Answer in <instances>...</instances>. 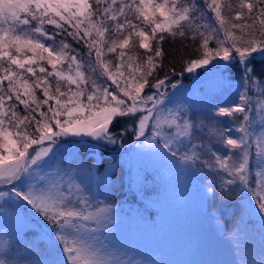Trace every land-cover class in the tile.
I'll use <instances>...</instances> for the list:
<instances>
[{
	"label": "snow or ice",
	"instance_id": "obj_1",
	"mask_svg": "<svg viewBox=\"0 0 264 264\" xmlns=\"http://www.w3.org/2000/svg\"><path fill=\"white\" fill-rule=\"evenodd\" d=\"M164 33L198 43L199 58L189 60L181 75L213 62L216 69L222 62L239 68L245 91L215 113L216 118L241 116L237 128L213 129L224 149L220 155L192 143L193 130L203 131V125L197 128L186 113L182 116V108L167 107L168 88L183 84L168 75L149 83L162 68ZM136 47L143 49V58L129 55ZM257 58L264 60V0L235 5L221 0H0V199L42 214L50 225L43 238L58 251L51 264H121L106 258L98 235L111 222V208L90 210L93 205L78 195L83 189L71 178L65 181L69 172L41 173L61 153L76 154L88 143L115 145L134 133L138 147L150 145L156 155L174 158L177 167L204 163L212 169V162L200 161L201 155H211L216 166L211 174L222 187H240L251 204L249 214L260 215L264 230V134L256 140L261 171L249 175L251 105L260 103L264 113V82L252 67ZM252 90L255 101L248 95ZM0 264L9 262L0 259Z\"/></svg>",
	"mask_w": 264,
	"mask_h": 264
},
{
	"label": "rangeland",
	"instance_id": "obj_2",
	"mask_svg": "<svg viewBox=\"0 0 264 264\" xmlns=\"http://www.w3.org/2000/svg\"><path fill=\"white\" fill-rule=\"evenodd\" d=\"M154 47H156L155 42H153ZM182 84L181 89L174 90L169 87L167 90L170 95L167 107L173 110L182 108L181 114L196 109L193 110L195 117L189 119L198 123V126L212 125L206 120L202 123L198 122V118L208 112L206 109L210 107L211 95H215L216 109H218L228 106L234 94L243 93L245 90L241 87L240 80L229 78L214 65L208 66L201 72H193L191 78ZM237 100L236 94L234 101ZM261 103H264V100ZM260 108L259 106L257 109ZM225 121V128L239 127L240 120ZM261 128L260 125L259 130L253 132L252 141L255 136L258 138L264 134ZM236 136L237 134L234 133L233 138ZM200 138L195 134L192 143L207 141L206 136ZM138 143L137 141L129 150H125L123 144L118 143L116 145V149H120L118 154L105 162L100 161L101 155L97 150L91 152L93 157L90 160L80 158L79 155H59L49 161L41 173H52L57 168L61 170V174L69 172V175L65 176V181L71 178L73 184L83 189L78 195L89 200L93 205L90 210L95 211L97 206L111 208V222L98 234L107 250V259L118 260L121 264L128 260L134 261L135 264H146L150 261H159L160 264H260L261 259L264 258V234L262 235L261 232L264 233V230L261 228L260 215L256 211L249 214L251 204L247 198L242 200L243 210L239 215L238 225L230 234H223L216 213L207 206L209 188L198 178L196 164L177 167L172 163L174 158H162L153 153L150 145L138 147ZM217 148L220 149L217 155H220L224 150L221 143L216 144V150ZM255 150L256 148L252 153ZM252 155L249 163L254 157V166H250V173L256 174L261 169L257 167L256 154ZM72 158H76V168L68 166L67 161ZM200 158H203L202 155ZM143 162L149 167L157 166L166 183L164 196L157 201L162 207V222L159 227H155L151 219L141 216L139 210L132 207L128 201H102L109 192V184L114 180L112 172L117 164H122L126 178L129 168L138 170V165ZM148 204L146 202V205ZM251 216L257 218L254 223L260 225L259 229L249 227L248 223H242ZM90 226L95 227V225ZM49 229L50 225L42 214L33 213L28 205L12 207L6 202V198L0 199V253L2 252L3 256L12 243H17L16 241L19 240L22 255H24L23 251L28 252L27 248L36 245L33 249L35 259L31 263L19 258L17 264H51L53 258H58V253L50 249L43 238L42 233ZM26 239H30L31 243L29 240L25 243ZM41 242L47 247L49 251L46 252L47 254H42V250H39ZM39 256L41 261L37 260Z\"/></svg>",
	"mask_w": 264,
	"mask_h": 264
},
{
	"label": "trees",
	"instance_id": "obj_3",
	"mask_svg": "<svg viewBox=\"0 0 264 264\" xmlns=\"http://www.w3.org/2000/svg\"><path fill=\"white\" fill-rule=\"evenodd\" d=\"M227 2H231L233 5H235L237 0H221L222 4ZM223 15H225L226 19L228 18L229 13L226 8L223 9ZM203 23H207V21H203ZM201 30L203 31V29ZM164 36H165V40L162 43V45H160L164 53L162 59V68H157L155 70L153 76L149 78V83L150 84L154 83L155 80L161 79L165 75H168L171 78V82L173 83L177 81L183 83L185 80L186 81L189 80L192 76V73H186V72L183 75H181V72L185 64L189 60L193 58H199L200 56V52L198 51V43L192 41L191 39H182L179 36L172 38L167 33H164ZM68 42L71 43V41ZM133 43H135V41H133ZM73 46L75 47V45ZM210 47H215V45L210 44ZM80 51L84 52L85 49H80ZM129 55H134L138 59H141L144 57V51L143 49H140L138 47L132 48L129 51ZM106 59L113 61V63L116 62L113 56H108L106 57ZM214 64L215 63L213 62L212 65ZM135 66L136 65H133V67ZM252 67L254 68V75L258 77L261 82H264V60H261L259 58L255 59L253 61ZM219 68L221 71L225 72L226 76H228L229 78L240 80V72L238 66L226 67L225 63H222L219 65ZM202 70L204 69L198 68L195 71L201 72ZM124 71H125V76H127L128 70L125 69ZM173 72H175V75H173ZM236 94H234L235 96H233L232 99L229 101V104L234 102V98L236 97ZM37 95L39 96L40 94L37 93ZM248 95L254 101L257 99L256 96L257 93L255 90L249 91ZM216 102L217 101L215 95H211L210 107H207L206 109L208 112H206L200 118H198V122L200 123L205 122V120L208 123L210 122L209 125L212 124L211 127L208 125H203V131H196L194 129L193 133L194 135L195 134L199 135L201 137L200 139H203L206 136L207 141L200 140V142H198L197 144H204L206 147H211L212 151L217 155L216 144L220 143V139L219 137H216L213 134V129L225 128V122H226L225 120L238 121L241 120V116L240 114H235L231 117L216 118L215 117V113L217 111ZM259 106L261 107L259 103H253L251 105L255 113L253 117V127L251 130L252 133L255 130L258 131L260 125L263 126L264 124V113H261L260 110L257 109ZM17 110L20 112L21 115L25 114L22 109L18 108ZM193 110L196 109H191L188 113H186V118L189 119L195 117ZM181 115L185 116V113H182ZM252 115L253 114L250 113V116ZM194 124L196 125L197 128L200 127L198 126V123H194ZM129 131L131 132V128H129ZM256 137L257 136H255V139H253L252 141L253 149L256 148V140H257ZM121 139L125 150H129L137 142L134 133L132 135L126 134ZM117 144L105 146L103 143H101V145L96 143H88L82 147L78 146V152L76 154H73L71 153V151H69L66 153H61L60 155H64V156L68 154L75 156L79 155L81 156L80 158L90 160V158L92 159L93 157V154L91 152L97 150L101 155L100 161L105 162L107 160H111L112 158L115 157V155L118 154V151L120 149L119 148L116 149ZM90 145L91 147H88ZM196 150L198 152L200 151V149H196ZM252 154L253 155L256 154V150ZM202 157L203 158H200V161H208L213 163L212 169H209L204 163L196 164V167L198 169V173H197L198 178L202 180L204 183H206L209 188L207 206L216 213L217 218L219 219L222 225L223 234L225 235L230 234L234 230V228L238 225L239 215L243 210L242 200L246 199L245 193L238 187L237 188L231 187L232 190H229L228 187H222L220 185L221 183L220 179L214 174H211L216 171V166L214 164L213 157L211 155H202ZM253 161H254V157H252V162H250V166H254ZM67 162L70 168H76L77 166L76 158H72ZM135 169L131 170V168H129L128 177L126 176L125 178L123 174L124 169L122 164L121 163L117 164L114 168V171L112 172V174H114L113 175L114 180H112L111 183L109 184L108 187V189L110 188L109 192L105 197H103L102 201L103 200H105L104 202L128 201L131 203L132 207L139 210L141 216L151 219V223H153L155 227H159L162 222V207L158 205L157 201H160L163 198L164 192L166 190V183L164 179H162L161 170L157 166L149 167L144 162L138 165V170ZM252 176H255L254 172L250 173V178ZM3 190H7V189H3ZM151 200L153 203H151ZM146 202L149 204L146 205ZM25 205L27 206V204ZM28 207L31 210V207L30 206ZM32 212L36 213L33 209ZM256 219L257 218L255 216H251L242 223L243 224L248 223L249 227L251 226V228L253 227L255 229H259L260 225L254 223ZM261 232L263 235L264 234L263 231ZM28 240L31 243L30 239H26L25 243H28ZM16 242L17 243L15 242L12 243L11 247L5 253V256L2 255V252L0 253V259H6L9 262V264H17V260L19 258L23 259L22 261H28L33 263L34 262L33 259H35L33 249L36 245H32L33 248H27L28 252L23 251L25 255L24 256L21 253L22 248L19 240ZM39 250H42V254L43 253L47 254L46 252H49L47 247L44 246V243L42 242L40 244ZM18 253L20 254L15 256ZM37 260L41 261L40 256Z\"/></svg>",
	"mask_w": 264,
	"mask_h": 264
}]
</instances>
